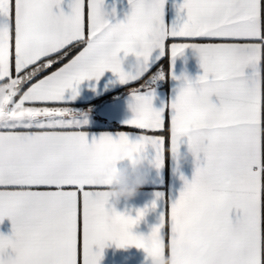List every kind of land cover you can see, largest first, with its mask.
I'll return each instance as SVG.
<instances>
[{
    "label": "snow or ice",
    "instance_id": "obj_1",
    "mask_svg": "<svg viewBox=\"0 0 264 264\" xmlns=\"http://www.w3.org/2000/svg\"><path fill=\"white\" fill-rule=\"evenodd\" d=\"M62 2L0 0V24L7 25L0 28V141L8 145L0 148V222L12 223L11 235L0 234V264H100L109 243L149 257L170 253L172 264H264V0H184L186 19L171 28L165 0H129L130 13L117 23L106 18L104 0H71L67 14L53 10ZM148 31L156 39L145 71L128 77L119 58L130 36ZM188 48L203 74L173 75L183 83L170 112L155 109L152 93H140L154 50H170L174 62ZM73 49L67 63L38 78ZM108 70L122 84L140 82L131 88L134 117L126 122L140 132L89 143L64 94L71 90L75 99L81 82ZM186 124H208L218 140L195 146L194 175L163 207L150 232L153 247L145 248L132 229L147 209L133 218L109 205L98 158L125 143L151 145L160 166L168 148L178 155ZM201 221L212 243L197 245L193 261L174 246L187 239L186 224L199 229Z\"/></svg>",
    "mask_w": 264,
    "mask_h": 264
},
{
    "label": "crops",
    "instance_id": "obj_2",
    "mask_svg": "<svg viewBox=\"0 0 264 264\" xmlns=\"http://www.w3.org/2000/svg\"><path fill=\"white\" fill-rule=\"evenodd\" d=\"M70 2L71 0H63L60 9L54 8L53 10L57 12L63 10L67 14L70 12L68 6ZM183 3L184 0H165L164 22L166 27L171 28L183 24L186 19V10H182L180 7ZM103 11L110 23L123 21L126 19V15L130 13L129 0H104ZM164 59L167 62L166 70L158 68L152 72ZM68 60L64 63H67ZM62 65L52 71L57 70ZM149 72L150 74L144 87L140 89V93L148 94L151 92L153 107L157 110L165 108L170 112L171 102L183 83L182 80L173 79V75L179 77L182 74H187L192 80H195L197 76L203 74V69L190 48L185 49L184 54L177 56L174 62L170 50H166L165 54L160 56L157 49L154 50L150 58ZM161 73L163 78H160ZM139 83L122 84L118 77L108 70L98 81L92 79L81 82L75 99H72L71 90H66L64 94L65 106L70 110L71 118L80 122V130L86 134L89 143L93 139H99L105 133L113 134L114 139L117 138L116 133L121 131L139 134L140 130L129 128L126 123L134 117V112L130 107L133 95L131 88L137 87ZM212 100L214 103H218L215 96L212 97ZM137 138L135 135L129 137L132 141ZM142 156L146 165L143 173L146 177V183L131 199L122 200L115 205L109 202V205L114 206L117 212L133 218L137 216L139 210L147 209L144 217L132 229L134 234L146 236L150 234L154 226L158 225L163 207L179 198L180 192L184 188L185 179L191 181L196 164L195 158L189 152L187 137H181L177 156L172 154L170 148L163 153L160 166H156L154 163L156 150L151 145L146 147ZM126 166L127 161L117 164L120 169ZM182 176L184 179H181ZM107 187L105 186V190ZM157 193L161 194L159 198ZM153 201L156 202L155 208L152 207ZM0 234H12L10 219L5 218L3 222H0ZM94 250L96 249L94 248ZM100 264H151V257L147 255L144 249L134 245L118 247L115 243H109L103 249Z\"/></svg>",
    "mask_w": 264,
    "mask_h": 264
},
{
    "label": "clouds",
    "instance_id": "obj_3",
    "mask_svg": "<svg viewBox=\"0 0 264 264\" xmlns=\"http://www.w3.org/2000/svg\"><path fill=\"white\" fill-rule=\"evenodd\" d=\"M0 28L6 29L7 25L0 24ZM155 39L154 31L140 32L129 37V50L119 58L121 71L126 76H140L145 71L148 49L150 46L155 45ZM195 59L200 64L198 54H195ZM187 77L191 79L188 75ZM183 136L187 137L189 145L193 146L189 148V152L195 159L198 155L197 151L194 150L195 146L211 147L218 140L216 131L208 124H186ZM7 147L6 143L0 141V148ZM143 151L137 149L133 144L125 143L120 145L114 154L111 152L100 154L96 169L97 180L109 181L106 190L108 202H112L115 205L122 200H129L146 183V177L143 174L146 167L145 159L142 156ZM124 161H127V166L123 169L118 168L117 164ZM184 232L187 239L183 243L174 246L175 250L195 261L199 258L200 247H207L212 243L211 235L205 230L204 221L200 222L199 229L190 223L186 224ZM142 236L144 237V247H153L154 242L150 234ZM197 245L200 247H197ZM151 264H172L171 254L151 257Z\"/></svg>",
    "mask_w": 264,
    "mask_h": 264
},
{
    "label": "trees",
    "instance_id": "obj_4",
    "mask_svg": "<svg viewBox=\"0 0 264 264\" xmlns=\"http://www.w3.org/2000/svg\"><path fill=\"white\" fill-rule=\"evenodd\" d=\"M78 51V49H73L72 52L69 53V55L67 57H65L61 62L54 64L53 67L49 70H47L45 73L41 74L38 78H41L43 75L48 74L49 72H51L52 70H54L56 67H58L59 65L63 64L64 62H66L68 59H70L76 52ZM158 68H161L162 70H166L167 68V62L166 59H164L152 72L156 71Z\"/></svg>",
    "mask_w": 264,
    "mask_h": 264
}]
</instances>
